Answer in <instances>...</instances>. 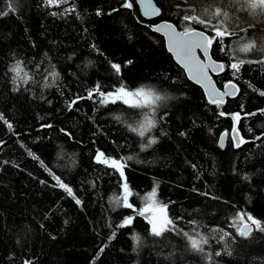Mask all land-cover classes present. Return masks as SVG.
<instances>
[{"label": "trees", "instance_id": "trees-1", "mask_svg": "<svg viewBox=\"0 0 264 264\" xmlns=\"http://www.w3.org/2000/svg\"><path fill=\"white\" fill-rule=\"evenodd\" d=\"M156 2L147 21L135 0H0V264H264V7ZM163 20L210 36L236 97L207 100ZM230 114L245 144L221 149Z\"/></svg>", "mask_w": 264, "mask_h": 264}, {"label": "water", "instance_id": "water-1", "mask_svg": "<svg viewBox=\"0 0 264 264\" xmlns=\"http://www.w3.org/2000/svg\"><path fill=\"white\" fill-rule=\"evenodd\" d=\"M140 13L147 21L157 20L160 15V7L156 0H136ZM152 30L161 35L165 40V45L175 62L185 71L188 79L201 87L211 104H224L228 98H234L239 93V88L234 82H228L222 89L218 87L215 76L223 73L222 62L216 61L211 55L210 37L201 30L184 32L168 21H160L152 25ZM100 94L110 100L123 99L126 95L122 93H102ZM233 122V130L238 129L239 116L230 114ZM238 141V134H235ZM227 134L224 133L219 139V145L225 146ZM128 185H124L125 191ZM130 195L126 191V198ZM159 213L155 210H148L140 214L148 224L153 226V221H158ZM252 227L245 224L241 227L242 232L247 235Z\"/></svg>", "mask_w": 264, "mask_h": 264}, {"label": "flooded vegetation", "instance_id": "flooded-vegetation-1", "mask_svg": "<svg viewBox=\"0 0 264 264\" xmlns=\"http://www.w3.org/2000/svg\"><path fill=\"white\" fill-rule=\"evenodd\" d=\"M241 131V130H240ZM234 133L233 132H231V134H228V136H227V140H226V142H225V146L224 147H221L220 145H219V147L221 148V149H224L229 143L231 144V146L234 148V149H236V148H238V146L239 145H241V143H244L245 144V139L244 138H241L240 137V135H239V141H236L235 140V138H234V135H233ZM218 144H219V141H218ZM160 221H161V226H160V228H158V229H155V230H157V231H161V230H163L164 228H165V226H166V218H164V217H161V219H160ZM158 227V225L156 224V228Z\"/></svg>", "mask_w": 264, "mask_h": 264}, {"label": "rangeland", "instance_id": "rangeland-1", "mask_svg": "<svg viewBox=\"0 0 264 264\" xmlns=\"http://www.w3.org/2000/svg\"><path fill=\"white\" fill-rule=\"evenodd\" d=\"M259 6H263L264 7V0H254ZM253 6L257 7L256 4H254L253 2H251ZM245 51V50H244ZM243 52V51H242ZM147 98H149V96L147 95ZM168 100V98H167ZM133 109H135L136 113H138V119L140 120H145L146 118H140V109H141V102H137L135 104V106L133 107ZM110 165H112L113 167H116L118 170H121L122 167L121 165L118 163V162H115V161H110ZM248 222H244L243 224H246ZM241 224L240 225V228L241 226L243 225ZM164 234L167 233V232H163Z\"/></svg>", "mask_w": 264, "mask_h": 264}, {"label": "bare ground", "instance_id": "bare-ground-1", "mask_svg": "<svg viewBox=\"0 0 264 264\" xmlns=\"http://www.w3.org/2000/svg\"><path fill=\"white\" fill-rule=\"evenodd\" d=\"M136 1V0H135ZM137 3V2H136ZM140 11V10H139ZM141 14V13H140ZM145 19V18H144ZM243 62L241 61V62H238V63H233V65L235 66V67H237V66H239V65H241ZM151 103H154L155 101H153L152 99H150L149 100ZM221 137V136H220ZM220 137H219V139H220ZM219 141V140H218ZM123 191H124V194H125V199L127 200V198H126V191L127 192H129V189L127 188V190L125 191V189H124V186H123ZM130 193V192H129ZM255 218L253 217V216H251V215H248V225H250L251 224V222L254 220ZM240 232L242 233V234H244L243 232H242V230H241V228H240Z\"/></svg>", "mask_w": 264, "mask_h": 264}]
</instances>
